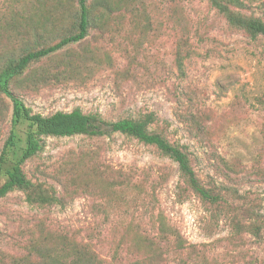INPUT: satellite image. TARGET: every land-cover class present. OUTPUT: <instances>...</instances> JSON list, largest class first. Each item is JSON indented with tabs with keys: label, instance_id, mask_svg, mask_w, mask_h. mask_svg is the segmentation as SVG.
I'll list each match as a JSON object with an SVG mask.
<instances>
[{
	"label": "rangeland",
	"instance_id": "obj_1",
	"mask_svg": "<svg viewBox=\"0 0 264 264\" xmlns=\"http://www.w3.org/2000/svg\"><path fill=\"white\" fill-rule=\"evenodd\" d=\"M223 1L230 11L87 0V37L32 62L10 89L45 115L154 112L150 130L227 202L202 199L176 161L134 136H49L24 164L35 201L20 189L0 197V264H69L86 245L100 264H264V35L229 18L264 21V0ZM79 13V0H0V70L76 32ZM12 112L0 92V152Z\"/></svg>",
	"mask_w": 264,
	"mask_h": 264
},
{
	"label": "trees",
	"instance_id": "obj_2",
	"mask_svg": "<svg viewBox=\"0 0 264 264\" xmlns=\"http://www.w3.org/2000/svg\"><path fill=\"white\" fill-rule=\"evenodd\" d=\"M222 12L230 11L223 0H210ZM224 2V3H223ZM80 16L78 30L62 37L56 43L21 55L17 60L9 62L0 70V92L8 95L13 102L11 128L0 152V197L10 191L20 189L27 193L30 202L35 201L37 186L24 171V164L45 149L46 138L49 136H73L84 134L89 136H110L115 132L134 136L140 141L155 145L163 154L178 163L183 177L202 199L215 205L227 202L224 195L206 188L200 181L187 151L170 142L163 134L151 131L149 126L156 119L154 112H148L139 118L125 117L112 121L105 119L99 111L85 112L81 107L71 111L57 110L51 114L35 112L24 99L14 95L10 89L13 78L23 73L35 61L58 50L81 42L89 34L91 11L87 0H79ZM230 21L247 29L252 35H264V21L260 18H247L229 13ZM5 178L2 181V178ZM260 225L254 229L256 235ZM159 229L161 238L168 243L173 234ZM173 242V239H171ZM175 244L178 242L174 238ZM177 246V244H176ZM95 251L90 246H84L77 252L69 264H100L95 261ZM104 264V263H103ZM113 264V263H109ZM126 264H135L127 262Z\"/></svg>",
	"mask_w": 264,
	"mask_h": 264
}]
</instances>
